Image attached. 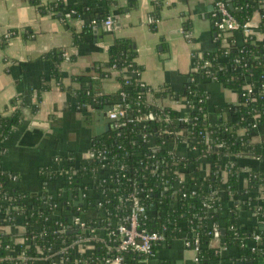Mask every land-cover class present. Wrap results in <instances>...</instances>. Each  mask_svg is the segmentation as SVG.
Wrapping results in <instances>:
<instances>
[{"label":"trees","instance_id":"trees-1","mask_svg":"<svg viewBox=\"0 0 264 264\" xmlns=\"http://www.w3.org/2000/svg\"><path fill=\"white\" fill-rule=\"evenodd\" d=\"M31 1L53 12L77 10L61 0H44L41 5V0ZM221 1L239 24L249 21L258 10V30L264 33V7L258 8L262 0ZM152 16L157 20L156 11ZM212 19L215 22L217 17ZM151 25L154 27L155 23ZM221 41L219 38L215 51L200 57L210 62L215 79L196 72L193 81L179 93L167 86L149 87L132 74L133 69H140L134 61L135 50L127 40L115 41L109 50L106 68L115 65L119 70V90L101 95L90 85L75 91L82 108L122 102L120 92H124L128 104L124 125L112 123L107 131L93 136L89 157L69 158L62 165L61 169L67 172L63 174L64 189L82 191L85 203L79 208H67L64 196L28 195L11 187L15 181L11 176L0 174V227L14 224L16 219L23 226V240L18 244L0 230V264H108L107 259L117 255L121 257V264H146L144 255L132 248L118 251L117 242L108 234L95 242L91 252L75 255L79 237L85 239L91 234L85 230L72 232V223L64 211L71 209L72 215L81 217L82 210L96 206L104 213L98 225L85 222L91 228L100 226L107 232L129 214L131 193L145 209L139 216V227L148 231L163 230L164 244L181 233L193 242L194 230L198 238L196 264H264V202L257 199L258 193H264V173L250 171L242 189L237 179L239 159L253 158L264 163L263 147L252 142L257 129L264 124V39L256 41L251 36L239 47ZM5 42L6 38L0 34V44ZM59 56L60 53L46 54L51 76L56 80L60 78ZM123 69L128 74H123ZM97 71L103 76L108 73L102 68ZM201 80L213 81L237 92L238 101L231 106L235 122L208 120ZM39 94L37 101L30 104L33 112L37 110ZM167 97L182 98V111L163 104ZM11 104L15 106L11 113L0 111V147L21 119L22 100L14 98ZM147 113L153 119H143ZM182 115L187 116L186 121L178 120ZM172 141L187 142L188 153L179 155L170 147ZM229 156L233 160L223 165L225 179L219 174L220 167L214 164L208 176L198 175L201 159L221 164ZM220 189L233 193L241 207L255 213L256 219L250 227L238 225L235 207L222 206L217 193ZM60 224L65 227L63 231H59ZM214 228L224 229L219 247L210 244ZM254 234L260 239L254 240ZM162 244L155 245L153 250ZM229 246L237 247L238 257L231 259L220 254L222 247ZM21 252L23 255L19 256Z\"/></svg>","mask_w":264,"mask_h":264},{"label":"crops","instance_id":"crops-1","mask_svg":"<svg viewBox=\"0 0 264 264\" xmlns=\"http://www.w3.org/2000/svg\"><path fill=\"white\" fill-rule=\"evenodd\" d=\"M61 1L76 7V12L68 15V11H48L46 6L40 8L31 0H0V34L11 31L5 44H0V111L9 114L15 109L11 100H22L20 122L0 147V174L11 176L15 180L11 187L23 193L46 197L61 195L65 197L67 208H79L85 203V196L82 194L81 204H74L78 191L64 189L61 168L69 158L89 157L97 123L93 117L95 108L79 106L75 91L90 85L101 95L119 90V70L106 68L109 50L115 41L127 40L135 50L139 77L146 85L152 88L167 86L172 92L179 93L193 81L198 58L215 51L219 38L223 44L230 42L237 47L245 40L241 31L221 33L216 28L212 17L217 0ZM262 7L264 0L258 4V8ZM155 11L158 18L152 27ZM108 16L113 20V26L105 30L103 20ZM259 19L256 10L249 20L251 36L256 41L264 39V33L258 30ZM48 53H60L59 80L51 76ZM98 68L108 73L99 75ZM126 71L123 69V74H128ZM199 85L205 94L208 120L235 122L231 106L238 101L237 92L213 81L201 80ZM38 92V107L33 112L30 104L37 101ZM183 103L182 98L163 100V104L178 111H182ZM252 142L259 143L264 149V124L257 129ZM170 147L179 155L188 153L187 142L172 141ZM232 160L229 156L220 161L221 164H215L203 158L197 173L202 178L208 176L214 164L220 167L219 174L225 179L223 165ZM238 162L240 189L246 186L250 171L264 173V163L256 159L242 158ZM48 174L51 176L47 177ZM67 192L72 193L71 199L67 198ZM217 193L224 208L237 209L238 225L250 227L256 219L255 213L241 207L233 193L225 189ZM257 199L264 202V193H258ZM64 211L72 222V210ZM81 213V220L97 225L104 216L96 206ZM20 222L16 219L14 224L0 227L14 244L23 240ZM88 228L92 230H88L91 235L77 242L75 255L91 252L95 242L103 240L107 234L100 226L91 228L88 225ZM184 237L186 235L181 233L169 243L160 245L146 264H196L195 254L184 244ZM216 239L211 240V246L219 247ZM220 254L234 259L239 256V251L236 246L222 247Z\"/></svg>","mask_w":264,"mask_h":264},{"label":"built area","instance_id":"built-area-1","mask_svg":"<svg viewBox=\"0 0 264 264\" xmlns=\"http://www.w3.org/2000/svg\"><path fill=\"white\" fill-rule=\"evenodd\" d=\"M75 13L74 10H70L68 12L69 14ZM153 17V16H152ZM213 17H217V20H215V26L220 32H229V31H241L244 34V40L246 41L249 37H251V32L249 28V21L239 24L232 16V14L229 12V10L226 8V5L223 1L217 0L215 3V13L213 14ZM156 19L152 18L151 23H155ZM113 26V20L111 17H106L103 20V27L105 30H110ZM5 38H8L11 35V32L8 31L3 34ZM111 68H115V65H112ZM196 72L203 73L206 76H209L211 79H215V75H213L212 71L210 70V62L208 60H203L202 58H199L197 64H196ZM132 74L135 76H139V69H133ZM141 85H144L143 82L140 83ZM121 96L123 97L122 102L112 104V109L107 111L106 116L113 119V123L115 126H122L126 122L124 121L127 111H128V104L124 100V92H120ZM141 117H138L140 119ZM143 119H153V115L151 113L145 114ZM131 120V119H129ZM180 121H186L187 116H180L178 118ZM63 171V170H62ZM63 173H67L66 171H63ZM129 199L131 201V206L129 210V214L126 216V218L123 221H119L112 229H109L107 231V234L111 237L113 241L117 242V250L122 251L126 250L128 248H132L144 255L143 261L146 262L149 258L153 257L155 254V251L153 250V247L155 245L165 243L166 242V235L161 231H148L145 228L139 227V221H140V214L144 213V206L139 203L138 198L134 193H131L129 196ZM100 205V204H98ZM72 230L78 229L85 230V231H92L88 228V225L80 219L79 216L74 215L72 216ZM64 226L60 224L59 231L64 230ZM192 234L194 236L193 242L190 241L187 237H184V244L191 248L193 251H197L198 246V238L192 229ZM214 238H219V231L214 228ZM254 240H259L260 236L258 234H254ZM84 238L79 237V240H83ZM23 252L19 254V256H22ZM197 252L195 254V262L197 261ZM108 264H121V257L115 256L112 259H107Z\"/></svg>","mask_w":264,"mask_h":264},{"label":"water","instance_id":"water-1","mask_svg":"<svg viewBox=\"0 0 264 264\" xmlns=\"http://www.w3.org/2000/svg\"><path fill=\"white\" fill-rule=\"evenodd\" d=\"M112 106L109 104H105L102 107H96L95 112H94V120L96 121V125L94 126V134L95 135H100L107 131L111 124L113 123V119L109 118L106 116L107 111L111 110ZM158 147H153L152 150L157 149ZM67 198L71 199L72 193L67 192ZM82 191H78V199L77 203H74L75 205L81 204L82 203ZM264 229V228H262ZM72 232L77 233L79 230L78 229H73L71 230ZM219 238L216 239L217 244H219L220 237L224 234V229L220 228L219 230ZM194 254H196V251H193Z\"/></svg>","mask_w":264,"mask_h":264}]
</instances>
